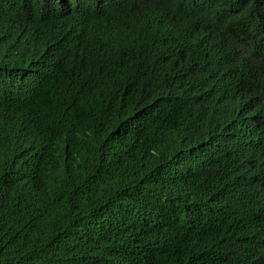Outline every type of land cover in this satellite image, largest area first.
Listing matches in <instances>:
<instances>
[{
    "label": "trees",
    "instance_id": "1",
    "mask_svg": "<svg viewBox=\"0 0 264 264\" xmlns=\"http://www.w3.org/2000/svg\"><path fill=\"white\" fill-rule=\"evenodd\" d=\"M0 105V264H264V0H0Z\"/></svg>",
    "mask_w": 264,
    "mask_h": 264
},
{
    "label": "clouds",
    "instance_id": "2",
    "mask_svg": "<svg viewBox=\"0 0 264 264\" xmlns=\"http://www.w3.org/2000/svg\"><path fill=\"white\" fill-rule=\"evenodd\" d=\"M5 108L0 105V110H4ZM7 120H10L12 125L18 129V130H26L25 126L23 125L22 121H26L28 123V127L31 128L32 126H35L36 124L30 120L29 118L27 119H22L18 117L17 115L11 116L7 118Z\"/></svg>",
    "mask_w": 264,
    "mask_h": 264
}]
</instances>
